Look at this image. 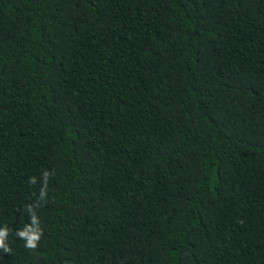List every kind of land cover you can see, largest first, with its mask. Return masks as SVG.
Returning <instances> with one entry per match:
<instances>
[{"label":"trees","instance_id":"trees-1","mask_svg":"<svg viewBox=\"0 0 264 264\" xmlns=\"http://www.w3.org/2000/svg\"><path fill=\"white\" fill-rule=\"evenodd\" d=\"M5 226L0 264H264V0H0Z\"/></svg>","mask_w":264,"mask_h":264},{"label":"clouds","instance_id":"clouds-1","mask_svg":"<svg viewBox=\"0 0 264 264\" xmlns=\"http://www.w3.org/2000/svg\"><path fill=\"white\" fill-rule=\"evenodd\" d=\"M43 175L46 181L49 173L45 172ZM30 182L35 184L36 183L35 178H32ZM45 195L46 193L44 189H42L40 192V199H44ZM28 210L32 212L31 215L32 224L25 225L23 229L17 230L16 235L25 241V247L29 249H35L38 245V242L41 239L42 230L39 226L38 217L35 214L31 205L28 206ZM8 234H9V230L6 226L4 228H0V248L4 249L5 252L9 251L6 244V239L8 237Z\"/></svg>","mask_w":264,"mask_h":264}]
</instances>
